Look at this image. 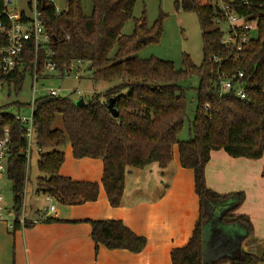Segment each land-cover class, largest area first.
<instances>
[{"label":"trees","instance_id":"trees-1","mask_svg":"<svg viewBox=\"0 0 264 264\" xmlns=\"http://www.w3.org/2000/svg\"><path fill=\"white\" fill-rule=\"evenodd\" d=\"M65 2L66 10L58 13L50 0H42L58 70L65 72L73 61L83 60L96 83L116 82V86L88 99L80 98L85 100L82 107L63 96L37 101L35 125L37 144L42 150L38 192L66 206L98 200L97 183L75 182L60 176L65 163L64 147L68 144L76 159L102 160V186L116 208L124 195L128 169L158 164L165 170L177 147L180 166L194 173V194L199 198L200 210L187 245L171 252L172 264H264L262 258L244 253L241 248L254 234L250 219L236 215L246 195H221L206 183V167L214 152L224 151L234 159L264 158V16L259 23L258 39L239 63L225 68L227 76L239 69L245 73L247 99L242 101L233 94L220 96L221 71L212 60L220 52L219 36L212 30L210 10L197 0H176L184 10L198 14L205 52L200 67L187 57L182 70H176L170 61L138 57L143 48L160 43L161 21L150 27L143 16L135 20L131 35H123L124 26L133 18L136 0H92L90 16L84 14L81 0ZM3 7L0 0V14ZM4 43L0 36V45ZM23 58L25 71L17 70L4 77L6 85L17 94L23 90L28 70L37 67L39 74L43 72L46 49L40 47L36 57L34 44L29 42ZM194 75L199 77L200 86L194 120L190 123L191 138L179 141L187 120L186 95L180 83ZM111 99L118 111L116 117L108 108ZM12 107L29 108L17 102ZM59 118L61 128L57 126ZM5 127L10 128L13 139L7 176L12 182L15 207L20 208L26 188L21 126L13 115L0 109V131ZM90 223L96 253L102 245L108 250L138 254L147 245L146 238L136 235L121 221ZM14 227L20 229L18 223Z\"/></svg>","mask_w":264,"mask_h":264},{"label":"crops","instance_id":"crops-1","mask_svg":"<svg viewBox=\"0 0 264 264\" xmlns=\"http://www.w3.org/2000/svg\"><path fill=\"white\" fill-rule=\"evenodd\" d=\"M67 80V79H65ZM72 152L71 147L69 146ZM73 154V153H72ZM75 170L60 169V176L75 182L97 183L96 202L56 208L47 206L28 213V228L11 231L6 215L0 221V264H172L171 252L189 242L199 218L200 201L194 194V173L180 166L178 148L167 169L158 164L145 169H128L125 191L119 207H112L102 186L104 166L100 159L84 158ZM206 183L212 191L225 195L243 192L246 200L236 215L247 216L253 237L242 251L264 260V158L234 159L224 151L214 152L206 167ZM53 205L55 211L44 217ZM55 219L56 222H44ZM92 221H121L136 235L146 238L138 254L108 250L100 245L97 253L92 240Z\"/></svg>","mask_w":264,"mask_h":264},{"label":"built area","instance_id":"built-area-1","mask_svg":"<svg viewBox=\"0 0 264 264\" xmlns=\"http://www.w3.org/2000/svg\"><path fill=\"white\" fill-rule=\"evenodd\" d=\"M24 1V0H23ZM18 0H3V12L0 14V36L5 43L0 45V97L4 91L11 94V88L5 83V76L15 71H25L24 52L27 44L33 42L36 57L39 48L46 49V58L43 72L39 74L37 67L33 71H27L25 81L29 77L33 82L32 95L28 106L29 115L23 116L24 109H17L18 114L14 119L21 126V139L24 147L21 154L24 155L26 164V185L27 169L32 158L33 150L42 153L37 144V128L35 125L36 103L45 97H59V92L54 88H45L44 85L37 89V85L46 80L70 79L73 70L77 69L79 75L74 80L79 81L87 69V63L83 60L73 61L65 72L58 70L54 61L55 52L51 48V37L47 32L42 13V0H27L26 10L22 7H13ZM198 4L210 10L212 16V30L219 36V53L214 55L213 63L221 71L219 80V93L222 97L225 94H233L238 99H247L245 73L237 70L233 76H227L225 68L239 63L245 56L248 48L259 36V23L264 16V0H197ZM61 13L60 10H57ZM82 72V74H80ZM80 97V91H75ZM23 105L20 102H17ZM12 134L9 127L0 131V221H5L8 214L4 205L3 182L8 171V162L12 152ZM49 200L52 198L48 197ZM23 205L20 207L22 209ZM19 208V209H20ZM26 206L22 210L10 211L12 217L8 221V228L15 230V224L25 227L27 223ZM55 211L51 205L43 211L50 214Z\"/></svg>","mask_w":264,"mask_h":264},{"label":"rangeland","instance_id":"rangeland-1","mask_svg":"<svg viewBox=\"0 0 264 264\" xmlns=\"http://www.w3.org/2000/svg\"><path fill=\"white\" fill-rule=\"evenodd\" d=\"M13 7H22L26 10L25 2L27 0H18ZM83 6V12L86 16L92 14V0H81ZM57 10H66L65 0H50ZM181 2V0H179ZM146 17L148 26H153L156 22L161 21L162 25V38L159 44H152L143 48L138 57L142 60H147L152 57L158 58L163 61H170L174 63L176 70H182L185 68V59L188 57L195 66L200 67L205 58L204 42L202 37V26L199 16L194 11H186L183 7L176 4V0H136V5L133 12V18L129 20L123 29V35L129 36L135 30V20ZM73 74L70 79L67 80H46L37 85V89H40L42 85L45 88L56 89L60 96L68 97L71 100L77 102L80 98L88 99L95 93L100 94L108 91L112 87L116 86V82L111 84L96 83L91 74L86 69L79 81L74 80L75 76L79 75L77 69L72 68ZM82 74V72L80 73ZM181 87L185 91L187 101V120L179 134V141L190 140V123L194 120L195 111L197 107V89L200 86L199 77L188 76L187 79L180 83ZM33 82L31 78H27L23 90L17 94L14 88H11V94L8 91H4L0 97V109L7 111V113L15 116L18 114V110L12 107L16 102H20L26 105L30 102L32 95ZM75 91H80L83 95L80 97ZM79 97V98H78ZM23 116H28L29 111L24 109L22 111ZM57 126L62 127L61 119L57 121ZM65 163L62 169L75 170L78 168L77 163L79 159H76L69 149L67 144L64 147ZM40 154L33 150L32 158L27 169V185L23 197L22 205L26 206L25 210L28 213L36 214L38 211H42L47 206L45 197L38 194L37 181L41 178V174L38 169V162ZM3 197L4 205L8 212L22 210L15 207L14 194L12 182L6 175L3 182ZM56 208L62 207L56 200L52 202Z\"/></svg>","mask_w":264,"mask_h":264},{"label":"water","instance_id":"water-1","mask_svg":"<svg viewBox=\"0 0 264 264\" xmlns=\"http://www.w3.org/2000/svg\"><path fill=\"white\" fill-rule=\"evenodd\" d=\"M43 7H45V6H43ZM90 70H91V68H89V71ZM84 104H85V100L84 99H80V100H78L76 102V106L77 107H82V106H84ZM108 108L111 111V113L113 114V116H115V117L118 116V111L114 108V100L113 99H111L109 101Z\"/></svg>","mask_w":264,"mask_h":264}]
</instances>
